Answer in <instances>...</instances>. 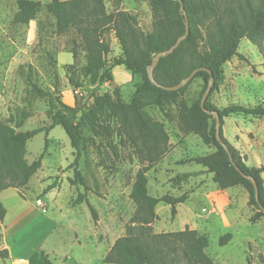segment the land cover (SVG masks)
<instances>
[{
	"label": "rangeland",
	"instance_id": "obj_1",
	"mask_svg": "<svg viewBox=\"0 0 264 264\" xmlns=\"http://www.w3.org/2000/svg\"><path fill=\"white\" fill-rule=\"evenodd\" d=\"M18 1L0 0V123L11 120L14 125H21L19 131L29 132L51 125L55 114L63 109L62 104L74 108L78 103L82 109L81 118L96 97L112 94L115 90L120 91L124 102L131 101L140 82L139 76L121 86L115 78L109 83L90 85V81L82 77L85 54L81 47L76 68L67 69L68 64L74 62L70 53L74 46L73 37L56 35L55 19L45 9L52 0H31L40 2L43 10L29 25L14 22ZM105 2L109 12H128L137 19L143 32H152L153 15L147 0ZM108 40L112 52L107 58V66L111 68L114 61L122 56V51L114 33L108 36ZM238 52L243 58L235 57L225 64L223 81L212 92L210 103L220 110L230 106L264 107V55L247 39L242 40ZM61 54L62 61L59 58ZM72 78L82 86L80 89H73L70 83ZM33 86L47 96L35 92ZM203 86L202 79L195 80L183 99L191 105L199 98ZM147 112L156 121L165 124L172 145L169 161L163 162L156 174L152 171L148 174L150 193L157 198L171 194L177 196L174 190L179 191L182 186H174L172 180L201 168L186 162L216 150L204 145L196 135L184 133L177 104L167 106L164 111L148 107ZM82 128L84 139L77 169L91 189L87 193V201L97 213V221H94L86 203L74 204L85 189L70 183L75 179L73 165L76 151L61 127L49 135L41 174L34 177L29 187L22 191L33 209L38 213L47 212L43 217L56 224L53 235L42 246V251L46 252L52 264H104L103 260L114 243L125 236V228L136 212L130 195L139 165L132 149L117 146V141L111 144L95 137L85 124ZM223 134L245 161L252 166L261 164L264 167V152H261V148H264L263 118L245 115L225 118ZM252 147L255 150L250 151ZM44 149L45 134H39L28 143V162L36 161ZM158 179L163 185L161 189L156 183ZM53 185L55 189L47 196L45 190ZM206 185L205 193L217 191V185L211 178ZM237 189H240V194L235 199L233 195ZM237 189L229 190L231 208L225 212L230 224L217 216L216 207H209L207 202L198 206L192 202L188 207L193 206L194 214L202 220L209 218V222L203 220L206 231H202V234L209 238L206 253L216 264H248V258L253 264H264V218L256 224L250 222L253 211L248 207L249 194L243 187ZM191 192V188H187L180 191L179 196ZM0 197L9 209L10 221L28 209L26 201L14 191ZM39 202L42 208L38 206ZM156 212L159 217L153 226L156 234L180 232L185 218L189 217L182 213L172 218L171 209L163 205L158 206ZM228 234L234 236L233 242L221 246V238ZM3 245L0 228V250ZM32 264H38V261L34 260Z\"/></svg>",
	"mask_w": 264,
	"mask_h": 264
},
{
	"label": "trees",
	"instance_id": "obj_2",
	"mask_svg": "<svg viewBox=\"0 0 264 264\" xmlns=\"http://www.w3.org/2000/svg\"><path fill=\"white\" fill-rule=\"evenodd\" d=\"M153 15V30L143 32L137 19L128 12L117 10L109 12L105 0H52L45 6L46 12L55 19L56 35L72 36L73 64L67 67L73 70L77 66L81 47L85 54L82 77L90 85L109 83L114 80L112 72L123 67L128 73L140 77L136 92L129 103L120 97V91L96 97L86 113L78 103L74 108L62 104L51 125L34 131L21 132L20 124L13 121L0 123V192L8 189L26 190L35 175L42 169L49 146V135L61 127L70 139L76 151L74 162L75 179L73 186H82L85 193H80L74 204L86 203L97 221V213L87 201L91 189L77 169L84 139L83 124L90 132L111 144L129 147L135 155L139 169L136 173L130 198L136 205V212L125 228V236L118 239L103 260L104 264H216L206 250L209 238L187 228L184 231L156 234L154 224L159 219L158 206H170L172 218L177 216V207L185 203L189 196L174 198L165 195L156 198L149 190L148 174L171 152L170 135L164 123L156 121L148 112V107H157L164 111L172 104H177L179 121L184 133H192L202 140L204 145L216 151L207 156L188 160L186 164H195L213 175V181L221 191L243 187L249 194L248 207L252 209L250 219L256 224L264 218V167L253 168L246 165L240 155L223 134L224 119L245 115L264 119V107L247 108L230 106L218 109L210 103L212 92L223 81V67L239 55L242 40L247 39L257 46L264 55V0H182L189 22L188 38L172 55L160 60L154 69L156 85L149 79V70L155 57L170 50L177 40L185 34L186 20L180 13L181 5L173 0H147ZM43 5L31 0L18 1V13L14 22L29 25L42 12ZM114 33L120 45L122 56L116 59L111 68L107 58L112 52L108 36ZM205 68L211 72H199L193 81L177 92L165 91L162 87H175L188 78L193 71ZM211 76L214 85L205 104L209 112H216L220 117L221 142L228 147L236 166L247 176L253 177L258 186V199L253 184L244 179L232 165L230 156L216 138V120L201 107V101L208 88ZM202 79L203 89L199 98L191 105L183 97L195 80ZM73 89L82 86L73 78ZM35 92L42 96L38 87ZM77 101V100H76ZM53 104V101H51ZM212 122V123H211ZM45 134V149L40 157L29 163L27 146L37 135ZM116 148L114 147V150ZM193 174L180 175L172 180L176 187L187 183ZM55 187L45 190L48 194ZM6 210L0 203V221H4ZM232 240L228 234L221 238L220 245L226 246ZM9 258L7 250L0 251V259ZM43 264H52L41 253ZM248 264H253L247 259Z\"/></svg>",
	"mask_w": 264,
	"mask_h": 264
},
{
	"label": "crops",
	"instance_id": "obj_3",
	"mask_svg": "<svg viewBox=\"0 0 264 264\" xmlns=\"http://www.w3.org/2000/svg\"><path fill=\"white\" fill-rule=\"evenodd\" d=\"M62 57H63V54H61L59 57L61 61H62ZM71 64H73V62ZM113 74H114L115 81L117 84H119V86L128 84L133 79L132 75L128 73L123 67L115 68L113 71ZM251 150H255V149H253L252 147L250 151ZM261 152H264V148H261ZM165 161L166 162L169 161L168 156L160 164H158L152 170V172L156 174L155 173L156 170ZM245 162H246V165L249 167H253V168L262 167L261 164L259 166L257 165L252 166L247 161ZM44 165L45 164L43 163L42 169L44 168ZM200 167L201 168L189 173L195 176L191 177L187 183L182 184L181 190L179 191L178 189L174 190L177 193V196H173L172 194L170 196L174 198H179L181 197L179 196L180 191L186 190L187 188H191L192 192L188 195L189 196L188 200L185 203L180 204L177 207L178 217L182 213L189 215V217L185 218V222H183V230L181 231H184L187 228H189L190 230L197 231L199 234L203 235L202 231H206L204 226L206 225L205 224L206 222H209L208 220L209 218L204 217L203 220L206 221L204 222L202 218L194 214V209H193L194 207L192 206L189 208L188 204L195 202L194 204L198 206L200 204H203L204 202H207L209 207L215 206L216 207L215 214L217 216H221L227 222L228 219H227V215L225 211L231 208L232 197L229 195L230 189L227 191H221L218 187H217V191L212 194H208V192L205 193L207 189L206 182L209 181V178H211V180L213 181V175L207 174L206 169L203 168L202 166ZM42 169L35 175V178L39 176V174H41ZM156 183L158 184L159 189L163 187L159 179L158 181H156ZM239 190L240 189H237L236 194L233 195V198L235 199L237 198L238 194H240ZM10 191H14L16 194H18V196L22 198V200L26 201V203L28 204V209L26 211H23L19 217L10 221L9 220V209L4 202H1V199H0V203L3 205V207L6 210V216L4 218V221L2 222L0 221L1 237H2V240H4V245L0 251L7 250L9 253L8 259L6 260L0 259L1 264H32L34 260H37L38 264H43L42 259H41V253L44 252L42 251V246L53 235L55 228H56V224L54 223V221L43 217V214L45 215L47 212L38 213L36 209H33L32 206L27 202V197L22 193V191L16 190V189H8V190L0 192V196ZM48 195L49 194H47V196ZM164 207L170 208V206H164ZM211 216H213V214ZM29 220H32L33 222L32 221L26 222ZM233 240H234V236L232 235V240L230 242H233ZM13 242L14 244L12 245ZM44 254L48 257L46 252H44Z\"/></svg>",
	"mask_w": 264,
	"mask_h": 264
},
{
	"label": "water",
	"instance_id": "obj_4",
	"mask_svg": "<svg viewBox=\"0 0 264 264\" xmlns=\"http://www.w3.org/2000/svg\"><path fill=\"white\" fill-rule=\"evenodd\" d=\"M173 1H176V2H179L180 5H181V8H180V13L183 17H185V20H186V31H185V34L180 37L177 42L175 43V45L168 51L166 52H163V53H160L158 54L154 61H153V64L149 70V79L151 81L152 84L156 85L155 81H154V76H153V72H154V69L156 68V66L158 65V63L160 62V60L164 57H167L169 55H172L175 50L188 38L189 36V33H190V29H189V22L187 20V17H186V12H185V9H184V6H183V3H182V0H173ZM199 72H208L210 75H211V72L205 68H202V69H197L195 71L192 72V74L184 79L179 85L175 86V87H171V88H168V87H162V86H158L160 88H162L163 90L165 91H169V92H177L183 88H185L187 85H189L193 79L196 77V75L199 73ZM213 85H214V78L211 76V79L209 81V84H208V88L206 90V92L204 93L203 95V98H202V101H201V107L203 109L204 112H206L207 114L209 115H212L215 117V120H216V138L217 140L221 143V145L223 146L224 150L226 151V153L230 156V160H231V163L232 165L235 167L236 171L246 180L250 181L254 188H255V194H256V198L258 199V186H257V182L256 180L251 177V176H247L245 175L238 166L235 165L233 159L231 158V153H230V150L228 149V147L226 145H224L222 142H221V137H220V117L218 115V113L214 112H209L206 110L205 108V104L209 98V95L211 94V91H212V88H213Z\"/></svg>",
	"mask_w": 264,
	"mask_h": 264
},
{
	"label": "built area",
	"instance_id": "obj_5",
	"mask_svg": "<svg viewBox=\"0 0 264 264\" xmlns=\"http://www.w3.org/2000/svg\"><path fill=\"white\" fill-rule=\"evenodd\" d=\"M38 206L42 208V203H41V202H39V203H38Z\"/></svg>",
	"mask_w": 264,
	"mask_h": 264
}]
</instances>
